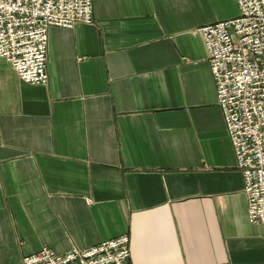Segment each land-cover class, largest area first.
I'll return each mask as SVG.
<instances>
[{"label":"crops","instance_id":"0c3cea01","mask_svg":"<svg viewBox=\"0 0 264 264\" xmlns=\"http://www.w3.org/2000/svg\"><path fill=\"white\" fill-rule=\"evenodd\" d=\"M235 0H94L49 82L0 58V264L123 234L131 264H264L200 28Z\"/></svg>","mask_w":264,"mask_h":264},{"label":"built area","instance_id":"2783aa9c","mask_svg":"<svg viewBox=\"0 0 264 264\" xmlns=\"http://www.w3.org/2000/svg\"><path fill=\"white\" fill-rule=\"evenodd\" d=\"M239 15L200 28L217 103L245 181L248 214L264 223V0H235ZM94 21V0H0V58L30 84L49 82L52 27ZM131 237L57 253L43 247L24 264H131Z\"/></svg>","mask_w":264,"mask_h":264}]
</instances>
